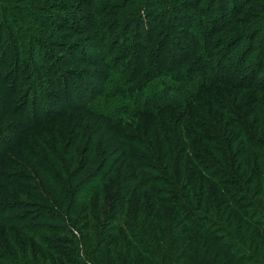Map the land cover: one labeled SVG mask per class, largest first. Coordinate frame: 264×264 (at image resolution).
Masks as SVG:
<instances>
[{
  "label": "trees",
  "instance_id": "1",
  "mask_svg": "<svg viewBox=\"0 0 264 264\" xmlns=\"http://www.w3.org/2000/svg\"><path fill=\"white\" fill-rule=\"evenodd\" d=\"M165 1L61 2L48 10L0 0V145L13 146L14 154L8 158L2 152L9 148L0 152V220L38 246L33 256L42 264H96L71 260L81 245L70 212L100 194L120 166L128 168L121 187L127 198H114L124 207L113 213L102 234L111 237L124 226L127 193L137 183L153 211L172 207L183 231L203 235L224 254L226 264L252 262L238 236L212 237L217 218L198 215L188 198H222L210 207L241 212L251 203L248 198L261 195V183L253 192L249 181L264 179V0ZM83 8L79 22L77 11ZM48 32L63 36L51 41ZM83 34L94 40L101 61L76 57L72 41ZM70 58L93 66L99 72L95 83L80 74L74 81L72 72L55 66L67 67ZM61 98L64 107L57 109L52 101ZM79 112L111 126L103 142L115 145L111 152L103 146L96 150L91 140L86 153L78 146L82 126L57 124L64 117L70 123ZM96 160L104 168L92 182L73 184ZM33 189L35 198H21ZM189 189L193 194L186 195ZM143 198L136 200L137 220ZM245 217L264 237V209ZM124 232L127 254L120 251L118 258L172 263L169 249L152 242L156 233ZM63 235L72 241L66 243L69 250L54 238ZM28 252L22 249L19 255L0 244V260L6 264H39L27 260ZM111 254L104 252L101 261L106 264Z\"/></svg>",
  "mask_w": 264,
  "mask_h": 264
},
{
  "label": "rangeland",
  "instance_id": "2",
  "mask_svg": "<svg viewBox=\"0 0 264 264\" xmlns=\"http://www.w3.org/2000/svg\"><path fill=\"white\" fill-rule=\"evenodd\" d=\"M6 2L11 1L16 3V5L19 6H25V7H31V8H45L50 9L52 7H57L61 2H69L78 4L79 1H82L86 4L88 0H5ZM164 1V0H163ZM170 0H166L165 2H169ZM14 3V4H15ZM168 4V3H167ZM169 5V4H168ZM81 16L79 17V22H81V18L86 13L85 9H80L77 11ZM35 33L37 34H43L42 29H38L37 27H34ZM48 39L50 38L52 40H57L63 35L61 34H54L52 32H48L45 34ZM174 33H169V37L172 38ZM180 34H177L176 37L179 40ZM54 41V42H55ZM74 47H77L76 49V57L83 60L82 55L87 57L88 59H91L93 64H95L97 61H101V57H98L99 55L96 53L95 48H93V45L95 44L94 40L91 39V37L85 36L84 34L79 36L77 35L76 38L72 41ZM92 47V48H91ZM54 54L56 53V47H53ZM63 58L64 55H61L59 57V61ZM53 64L55 63L53 60L50 61ZM63 62V61H62ZM60 63V62H59ZM58 63V64H59ZM56 64V63H55ZM56 67H61V70L72 72V78H75L77 76H80L89 84L95 83V80L93 78L97 77L96 73H99L98 71L93 72L95 68L87 63V61H83L82 63H73V60L70 58L69 63L67 67H62L60 64L55 65ZM100 69V67H97ZM93 74L94 76H92ZM57 74L53 75V78ZM92 77V78H91ZM53 82V81H52ZM77 83H79L78 80H76ZM51 86L53 87L54 84L52 83ZM50 92H52L53 88H47ZM231 93L235 97V90H231ZM74 97V96H73ZM65 98V97H64ZM64 98L59 99L58 101L53 100V105L58 109L61 106L64 107L63 101ZM60 110V109H59ZM59 114V112H58ZM59 115H56V117L53 118L55 122L57 123V120ZM73 119L69 123L67 118H62L57 124L65 125V127H71L74 126L75 123H77V127L79 128V125L82 126L81 135H79V149L82 150L84 148L85 152L88 153V145L90 141L95 142L96 144V150L99 149V147L103 146L104 150L106 151H112V149L115 147V145L104 144V140L107 136V131L110 125L106 124L105 122L99 120L95 117H89L85 114L79 112L78 115H74V117L70 118ZM127 121H130V117L126 118ZM56 125V124H54ZM78 128H76L75 132L77 133ZM58 130H63L61 127L58 128ZM63 134V133H61ZM80 134V133H79ZM67 135V134H65ZM0 152L3 148L8 149L9 147L6 144H3L1 142L0 145ZM13 146L10 147L7 151H2L6 154V156L9 158L13 156L14 154L11 153ZM59 150V149H58ZM87 150V151H86ZM59 152L62 153V150H59ZM82 155V154H81ZM115 157V156H114ZM264 158V157H263ZM26 161V160H25ZM264 162V159L263 161ZM187 163V160H186ZM189 164V163H188ZM186 165V164H185ZM10 166H13L10 164ZM102 164L99 161H92V163L88 166V168L82 173H79L78 179L73 181V184L76 185V183H83L89 184L92 182L93 177H95L96 173L98 174V168H104L101 167ZM127 166V165H126ZM264 166V165H263ZM121 167V166H120ZM117 167L112 175L107 179V183L103 184V190L100 194H92L88 199L86 203H83L78 210L71 211V225L76 231V236L79 238V244L80 250L79 255L77 254L74 256L75 259H71L73 262L79 261L83 262L82 260L93 261L98 264V262H101L102 264H105L101 261L100 258H104L102 254L104 252H107V250L110 251L111 256L106 255V264H130L131 262H134L136 264V261H131L127 259L118 258V254H120V251H122V255H126V249L124 248V241L125 239V233L124 229H131L135 231L136 229H142L147 235H150L151 232L156 233L153 238H151L152 242L157 241L158 245L163 247L164 250L169 249L167 254V257L172 260L171 262H168V264H206L207 258V250L210 251V256L208 257L209 264H226L225 262V256L223 253L219 252L217 248L211 247V244L206 242V238L201 235L199 232L195 230H188L183 231L186 229V227L183 225V223L180 221L178 216L175 214V211L172 210V207L163 206L160 207L162 209L159 210V212L154 208V211L150 207L148 198H146L145 194L142 192L140 188L137 187V183H131L132 188L128 191V202H127V221L124 223V226H120V228L116 231V234H111V237H108V235L102 234L104 231H107V229L103 230L105 226L108 224V222L113 221V213L117 210H120L123 208V205H119L117 203V200H114V198H119L118 194H121L120 196H123V198H127L125 195V191L121 188L123 187L122 179L125 173L127 172V167ZM17 166H15V169ZM83 170V169H82ZM252 171V170H251ZM81 172V171H79ZM26 173V172H25ZM261 183V191L260 196L258 198H248L251 203L247 206H244L243 209H241V212H238L230 207L227 206H215V208L210 207L211 205H215L221 200L222 198H218L216 201L214 199L210 198H199V200H195V198H188L192 209L197 212L200 216H207L206 218H217L212 224L213 228L217 231L211 234L212 237H218V236H228L231 234H234L238 236V238L244 242L247 249V254H249V260L251 263H238V264H264V237L262 233H259L255 230V226L249 223V221L246 219L247 217H256L257 214H259V211L264 209V179L259 178L257 179V182L254 183V178L249 181V184H252V190L255 192L257 183ZM82 183V184H83ZM81 184V185H82ZM22 187L27 188L26 183H21ZM80 186V184H79ZM258 189V188H257ZM35 189L31 191L26 190V194L21 195V198H35L33 195L35 194ZM119 191V193H117ZM252 192V193H253ZM84 193L82 192V195ZM143 194L144 198L141 205V215L140 219H135L136 211H135V204L137 198ZM193 194V190L189 189L186 191V195ZM253 195V194H252ZM245 198L242 199L244 201ZM215 202V203H214ZM83 208H87L88 210L86 213L83 212ZM155 214L154 220L150 219L151 215ZM211 216V217H210ZM242 218H244L242 220ZM216 221V222H215ZM240 221L242 222L240 224ZM218 222V224H217ZM209 224V223H207ZM205 225V224H204ZM84 226H87L86 229H84ZM209 226V225H208ZM222 227V229L220 228ZM7 227V228H6ZM145 228V230L143 229ZM212 229L211 231H213ZM153 230V231H152ZM123 232V233H122ZM224 232V233H223ZM111 233V232H110ZM165 233V235H163ZM236 233V234H235ZM102 234V235H101ZM12 236L14 238H12ZM55 239H59L61 243L62 248H66V250H69L66 243L72 242L70 239H68L66 236H59L54 237ZM156 238V239H155ZM160 238V239H159ZM161 238L162 239L161 241ZM14 241H12V240ZM21 239V242H16L15 240ZM154 239V241H153ZM102 242L100 243V241ZM222 240L218 241V244L221 243ZM59 243V244H60ZM99 243V245H98ZM0 244H5L7 248L10 251H13L19 255L22 254V249L29 248V252L26 254L25 257H27V260L33 261L39 264H42L40 260L36 256H33L34 248L38 249V246L34 244V242L31 241L28 237H23L22 233L12 225H4L3 222L0 220ZM207 244V245H204ZM155 245V242H154ZM166 248V249H165ZM39 250V249H38ZM160 250V249H159ZM135 253H138L134 249ZM84 255L86 258H84ZM184 255V256H183ZM79 256V257H78ZM112 257V259H111ZM160 257L162 255L160 254ZM23 259V258H22ZM82 259V260H81ZM247 262V261H246ZM91 263V262H90ZM0 264H6L3 262V260H0ZM150 264H156V261H151ZM161 264H167V259H164L161 261ZM235 264V263H234Z\"/></svg>",
  "mask_w": 264,
  "mask_h": 264
}]
</instances>
